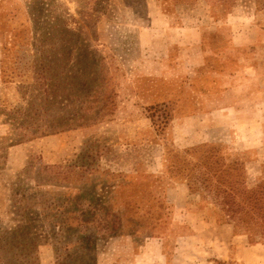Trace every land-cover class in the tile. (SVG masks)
<instances>
[{
	"label": "rangeland",
	"instance_id": "374dc122",
	"mask_svg": "<svg viewBox=\"0 0 264 264\" xmlns=\"http://www.w3.org/2000/svg\"><path fill=\"white\" fill-rule=\"evenodd\" d=\"M30 97L99 119L12 143ZM262 208L264 0H0L1 243L25 214L37 264H264Z\"/></svg>",
	"mask_w": 264,
	"mask_h": 264
},
{
	"label": "trees",
	"instance_id": "16d2710c",
	"mask_svg": "<svg viewBox=\"0 0 264 264\" xmlns=\"http://www.w3.org/2000/svg\"><path fill=\"white\" fill-rule=\"evenodd\" d=\"M48 98H45L41 104V100L39 101L36 97H30L28 101L25 103V109L22 112H9L6 113L7 121L10 126L13 127V131L15 132V136L17 138L12 140V143H23L30 134L38 133L40 136H46L50 134H57L65 131H69L75 128H82L90 125L91 123H96L99 117L94 119H85L84 117H76L73 118L75 121L61 120L54 122L53 116L47 115V108L50 106L51 102L48 101ZM40 102V103H39ZM79 114H75L77 116ZM78 118V119H77ZM230 195L226 193L224 196V205H230ZM92 201H94L92 199ZM229 201V202H228ZM93 204H96L95 202ZM57 206V205H56ZM58 207V206H57ZM93 217L99 218L98 214L106 213V208H92ZM227 216L230 218H234V211L227 210ZM63 217L54 216L55 221H51L50 232L52 236L57 235L54 231L55 228L60 231V233L72 235L74 234L76 238V244L82 252L86 253V246L90 242L89 237L86 235L88 228L94 224H101V220L98 219H89V214L86 211L82 210H68L67 213H62ZM71 217V219L67 218L66 215ZM19 215L22 216L21 221L26 220L27 223L22 225H17L16 227L10 229L6 235H3L2 239L4 243L0 242V256L4 259H8L11 263L14 264H37L34 259L36 247L35 240L31 237V227L32 223L30 219H28L27 215ZM110 221V224L113 226L116 223L117 218L112 216V214L107 213ZM256 217L264 221V208L257 209L255 213ZM244 216L249 217L248 213H245ZM238 218V220L244 219L243 217ZM71 220V221H70ZM119 221H117V224ZM264 226V225H263ZM244 230L248 234L249 237L253 236L254 228L246 223L243 226ZM70 244V243H69ZM63 245V244H62ZM67 245L64 244V250H67ZM62 251V250H61ZM72 254H66V257H72ZM76 261V259L74 260ZM88 264V262H85ZM57 264H65V263H57ZM72 264V263H68ZM222 264V263H221Z\"/></svg>",
	"mask_w": 264,
	"mask_h": 264
},
{
	"label": "crops",
	"instance_id": "0c3cea01",
	"mask_svg": "<svg viewBox=\"0 0 264 264\" xmlns=\"http://www.w3.org/2000/svg\"><path fill=\"white\" fill-rule=\"evenodd\" d=\"M238 238H240V237H238ZM241 240V239H240ZM240 242H242V241H240Z\"/></svg>",
	"mask_w": 264,
	"mask_h": 264
}]
</instances>
